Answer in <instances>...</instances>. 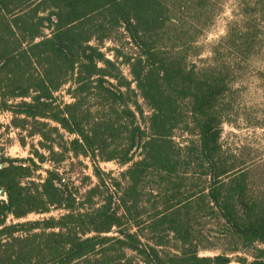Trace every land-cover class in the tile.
Wrapping results in <instances>:
<instances>
[{
	"label": "trees",
	"instance_id": "16d2710c",
	"mask_svg": "<svg viewBox=\"0 0 264 264\" xmlns=\"http://www.w3.org/2000/svg\"><path fill=\"white\" fill-rule=\"evenodd\" d=\"M215 1L0 0V112L38 136L54 165L72 154L125 167L116 177L95 167L79 195L55 166L35 181L46 161L37 150L3 159L0 264H264V196L220 143L231 100L217 55L222 42L252 46L229 30L200 65L189 54ZM119 38L133 52L108 58L105 42ZM52 210L61 214L6 223ZM211 219L236 244L201 256L217 249L200 242ZM244 249L250 261L228 256Z\"/></svg>",
	"mask_w": 264,
	"mask_h": 264
},
{
	"label": "rangeland",
	"instance_id": "374dc122",
	"mask_svg": "<svg viewBox=\"0 0 264 264\" xmlns=\"http://www.w3.org/2000/svg\"><path fill=\"white\" fill-rule=\"evenodd\" d=\"M201 19V29L196 32L195 48L189 50L193 55L198 52V57H191L192 63L200 65L198 60L209 59L216 43L227 36L229 30H232L238 37H248L250 48L243 53L239 48H223L225 42L220 46L217 61L228 67V87L229 91L225 93L224 102L231 100V111L224 114L230 122H224L220 136V143L223 150L232 154L236 166L243 168L248 173L251 189L255 194L264 196V0H216L213 3L210 16L206 23ZM194 35V36H195ZM119 48L124 53H132L133 48L125 38H119L116 41H106L103 51L108 58H112L109 51L113 48ZM122 70L129 78L127 68ZM65 88L56 95L64 101L69 102V98L64 93ZM144 115H149L148 109L140 101ZM11 114L9 112H0V165L3 159L24 160L32 157L34 150L42 153L46 161L41 164V169L35 175V181L45 177V170L55 166L59 174L64 178L65 184L73 189H77L81 195L88 186L96 182L94 169L97 167L104 174H111L112 177L125 169L119 166L115 161H101L96 158L94 162L80 157H73L67 154L59 163H54L58 156L48 154L40 148V138L38 136H28L26 131L15 129L10 124ZM51 126L54 123L49 122ZM143 126V125H142ZM64 141H70L73 136L65 134ZM176 138L178 142L184 141L188 135L177 131ZM55 152H60L57 147ZM34 157V156H33ZM59 158V157H58ZM37 164L38 161H37ZM40 165V164H39ZM5 199L4 194H0V200ZM61 214L59 210H52L48 214H29L24 218L15 220L11 216L7 219V224L23 223L27 221L38 220L47 217H57ZM200 242L202 245L215 247V250H201V256H213L218 253H228L236 244L235 239L225 237L221 225H216L215 220L202 221ZM212 237V238H211ZM253 250L244 249L237 253H231L228 256L233 258L252 259ZM229 264H240L232 260Z\"/></svg>",
	"mask_w": 264,
	"mask_h": 264
},
{
	"label": "water",
	"instance_id": "95a60500",
	"mask_svg": "<svg viewBox=\"0 0 264 264\" xmlns=\"http://www.w3.org/2000/svg\"><path fill=\"white\" fill-rule=\"evenodd\" d=\"M0 168H2V166L0 165ZM0 194H4V191L2 189V187L0 186ZM5 195V194H4Z\"/></svg>",
	"mask_w": 264,
	"mask_h": 264
}]
</instances>
